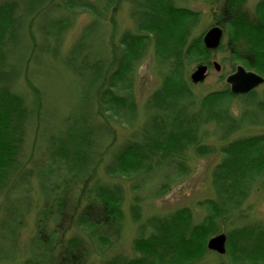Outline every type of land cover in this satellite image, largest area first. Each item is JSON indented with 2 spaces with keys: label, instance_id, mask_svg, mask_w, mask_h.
I'll return each instance as SVG.
<instances>
[{
  "label": "trees",
  "instance_id": "obj_1",
  "mask_svg": "<svg viewBox=\"0 0 264 264\" xmlns=\"http://www.w3.org/2000/svg\"><path fill=\"white\" fill-rule=\"evenodd\" d=\"M221 1L218 52L264 78V0L253 9L249 0ZM184 3L0 0V264H199L221 234L229 264H264V221L246 207L264 189V135H240L264 128V89L194 94L189 68L212 67L214 52L205 33L194 36L201 13ZM124 5L134 29L109 44ZM83 15L91 21L66 47ZM150 54L162 85L139 106L135 74ZM120 129L130 134L119 141ZM213 157L214 198L200 204L202 223L191 209L144 217L146 202ZM129 193L139 225L133 256L114 250Z\"/></svg>",
  "mask_w": 264,
  "mask_h": 264
},
{
  "label": "rangeland",
  "instance_id": "obj_2",
  "mask_svg": "<svg viewBox=\"0 0 264 264\" xmlns=\"http://www.w3.org/2000/svg\"><path fill=\"white\" fill-rule=\"evenodd\" d=\"M221 0H218L217 4L212 3L210 0H187V3L181 4L188 9L201 13V21L199 25L194 29V36L198 37L203 33H207L215 26V15L219 13V4ZM260 0H249L248 8L253 9L255 5ZM222 3V1H221ZM220 3V4H221ZM91 21V17L89 15H83L80 17L76 30L71 33L67 39V45L71 46L74 41L77 39L79 34L82 32V29ZM110 24V29L108 33L107 42L112 44L115 40H118L119 36L127 31L133 30V23L129 19V7L124 5L120 12L117 14L115 18V26ZM116 27V28H115ZM204 34V35H205ZM224 41V39H223ZM225 46L228 48V41H225ZM210 63H218L221 65L222 70L221 72H217L214 67H209V72L206 80L199 85H192L194 94L203 99L211 93L214 92H222L227 87L230 88L227 84V79L229 76L233 75L237 71V67L242 66L246 70H248L244 65L234 63L231 57V54L228 52H218L215 51L212 54ZM155 60L153 56H148L137 68L135 74V86H134V93L136 97V101L139 106H143L149 97L157 91L161 85L162 80L160 78L159 69L155 70ZM197 65H192L189 68V80L191 75L196 71ZM263 87L258 89L259 94L262 93ZM233 113L235 115L239 114V108L235 104L233 106ZM117 136L119 141L121 137L130 134V130H117ZM242 136H257V135H264V128H250L245 132L241 133ZM239 135V136H240ZM213 142V141H212ZM219 159L218 157H213L210 159H200L195 160L192 166L191 175L182 180L181 182H177L173 184L171 190L160 199L148 201L144 204V217H149L153 215L158 216H167L170 213H173L180 209H191L192 214L194 216V222L196 224L202 223L205 218L204 210H200V204L213 199L214 198V190L212 187L211 175L212 171L217 165ZM264 191V189H263ZM259 191L256 193L252 199L247 203L246 207L251 208L252 219L256 221H264V192ZM134 195L129 193L126 202L122 208L124 213V229H123V243H118L115 247V253L126 255V256H133L134 251L132 247L133 241L138 237V229L139 225L134 222L133 216L131 214V206L134 203L133 199ZM38 200L45 201L44 196L41 197L37 195ZM37 197H33V200H37ZM40 198V199H39ZM40 219L39 213L36 215L30 216V228L27 230L22 240L23 243H28V240L34 238L37 231L36 224ZM209 242V241H208ZM4 243V241H3ZM210 252V251H209ZM207 253L206 256L202 259L199 264H222L221 259L223 260L224 264L228 263V258L226 255L220 256L215 253ZM113 251L108 252V256L112 255ZM89 264H100L98 261L92 260Z\"/></svg>",
  "mask_w": 264,
  "mask_h": 264
},
{
  "label": "water",
  "instance_id": "obj_3",
  "mask_svg": "<svg viewBox=\"0 0 264 264\" xmlns=\"http://www.w3.org/2000/svg\"><path fill=\"white\" fill-rule=\"evenodd\" d=\"M223 39V29L220 26H216L205 34L203 43L207 50L215 52L220 49ZM213 67L217 72H221L222 70L221 65L218 63H214ZM208 72L209 67L206 65L197 67L190 77L192 84H202L206 80ZM227 84L230 86L232 95L245 96L264 86V78L255 72L248 71L244 67L239 66L236 73L228 77ZM227 245L228 237L225 234H221L211 238L207 247L210 252L224 256L227 253Z\"/></svg>",
  "mask_w": 264,
  "mask_h": 264
},
{
  "label": "bare ground",
  "instance_id": "obj_4",
  "mask_svg": "<svg viewBox=\"0 0 264 264\" xmlns=\"http://www.w3.org/2000/svg\"><path fill=\"white\" fill-rule=\"evenodd\" d=\"M214 64V63H213ZM213 66V65H212ZM263 87V86H262Z\"/></svg>",
  "mask_w": 264,
  "mask_h": 264
}]
</instances>
